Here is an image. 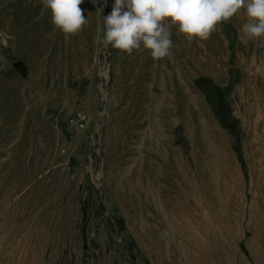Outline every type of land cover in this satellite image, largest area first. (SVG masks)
<instances>
[{
    "label": "rangeland",
    "instance_id": "374dc122",
    "mask_svg": "<svg viewBox=\"0 0 264 264\" xmlns=\"http://www.w3.org/2000/svg\"><path fill=\"white\" fill-rule=\"evenodd\" d=\"M113 3L83 0L66 36L41 0H0V264H264V38L241 9L123 53L101 42Z\"/></svg>",
    "mask_w": 264,
    "mask_h": 264
},
{
    "label": "clouds",
    "instance_id": "9594fccd",
    "mask_svg": "<svg viewBox=\"0 0 264 264\" xmlns=\"http://www.w3.org/2000/svg\"><path fill=\"white\" fill-rule=\"evenodd\" d=\"M41 3L50 10L55 29L66 36L77 33L86 23L80 7L83 0ZM241 9L246 17L244 34L249 39L264 38V0H114L112 11L103 17L101 42L105 48L111 46L128 54L143 47L160 59L168 56L174 45L173 27L189 41L207 39L219 23Z\"/></svg>",
    "mask_w": 264,
    "mask_h": 264
},
{
    "label": "crops",
    "instance_id": "0c3cea01",
    "mask_svg": "<svg viewBox=\"0 0 264 264\" xmlns=\"http://www.w3.org/2000/svg\"><path fill=\"white\" fill-rule=\"evenodd\" d=\"M255 135V167L253 183L255 184V245L264 247V132Z\"/></svg>",
    "mask_w": 264,
    "mask_h": 264
},
{
    "label": "water",
    "instance_id": "95a60500",
    "mask_svg": "<svg viewBox=\"0 0 264 264\" xmlns=\"http://www.w3.org/2000/svg\"><path fill=\"white\" fill-rule=\"evenodd\" d=\"M13 67L20 73L22 77H26L27 69L26 66L21 62L14 63Z\"/></svg>",
    "mask_w": 264,
    "mask_h": 264
},
{
    "label": "bare ground",
    "instance_id": "6f19581e",
    "mask_svg": "<svg viewBox=\"0 0 264 264\" xmlns=\"http://www.w3.org/2000/svg\"><path fill=\"white\" fill-rule=\"evenodd\" d=\"M228 173H230V172H228ZM216 174V173H215ZM234 176V175H233ZM236 178V177H235ZM237 181V180H236ZM229 195V194H228ZM208 197V196H207ZM8 251V250H7ZM9 264H15V258H14V261H13V259H11L10 260V262H9Z\"/></svg>",
    "mask_w": 264,
    "mask_h": 264
}]
</instances>
